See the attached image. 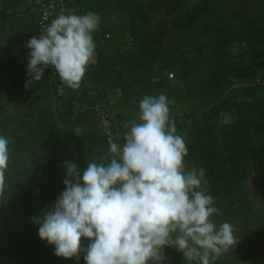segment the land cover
<instances>
[{
    "label": "trees",
    "instance_id": "trees-1",
    "mask_svg": "<svg viewBox=\"0 0 264 264\" xmlns=\"http://www.w3.org/2000/svg\"><path fill=\"white\" fill-rule=\"evenodd\" d=\"M41 2L0 0L2 31L11 26L14 29L17 24L23 27V32L12 40L13 43L21 41L26 32L29 33L26 41L37 34ZM184 2L63 0L64 14L94 12L100 16L99 28L93 34L97 48L95 58L77 89L61 83L51 68L45 70L42 80L48 89V96L51 90V101H48L47 117L39 119L38 132L40 139L57 140L62 134L58 122L63 124V118L68 117L77 123H90L93 120L91 130L99 129L102 145L106 149L94 162H102L110 155V144H122L131 122L137 118L135 106L140 100L133 99L132 87L138 84L150 87V80H140L138 73H147L162 80V84H155L162 88L168 82L164 80L167 76L159 78L161 71L170 73V79H173L172 72L177 74L173 83L175 85H180L188 75L189 71L185 68L175 71L165 65L168 53L176 52L182 48L180 45L185 44L166 49L164 40L173 34L183 36L185 31L204 33L212 38L213 59L222 61L240 56L244 60V67L234 69L233 75L228 71H208L206 84L199 94L202 105L196 98L193 102L197 103L196 112L173 115L171 119L175 121L177 133L184 138L188 148L184 160L188 167L186 171L203 168L206 183L201 190L213 197L214 204L224 200L228 202L227 207H231L233 202L229 201L230 196L236 191H244L251 177L264 172V19L258 17L238 26L231 15L234 5H238L236 0H197L189 6H185ZM116 5L120 11L116 15L123 14L124 18L117 27L107 17L115 14L113 7ZM224 8L226 13L222 12ZM228 10V19L232 20L226 19L227 23L220 25L218 19L225 18ZM216 14L218 17H215ZM158 16L162 18L154 21ZM168 18L171 21L167 23ZM10 47L4 44L0 47V68L8 67V76L11 78L15 70L20 74L19 66L23 64L13 55L7 59L2 56L11 51ZM195 49L203 53L199 45ZM231 75L243 83L248 81L249 85L228 101L225 100V84ZM5 89L0 87V111L4 112L7 111L4 109L6 103L1 104V101L8 94ZM91 92H94V96H91L94 98L87 96ZM151 93L149 90L143 96ZM210 95L211 99L208 98ZM6 97L8 106L11 98L9 95ZM209 105H212V110L206 111ZM124 107L128 110L127 114ZM100 114L109 122L107 129L102 126ZM49 149L52 152L50 147H41L37 152L38 157L11 155L5 172V189L0 193V213L13 211L16 217L6 215L0 220V264H77L74 258L56 257L53 246L40 241L38 228L30 230L32 218L52 206L64 191V156L61 153L50 154ZM226 218L228 222L230 219ZM247 224L249 218H245L244 226L247 227ZM255 240L247 239L245 246H250L252 252L262 259L264 253H256L250 245ZM81 242L87 246L84 244L86 239L82 238ZM237 253L244 264L252 262L241 251L237 250ZM83 255L80 254L79 264H84ZM181 258L184 260L183 255ZM261 259L259 262L263 261ZM227 264L234 263L230 259Z\"/></svg>",
    "mask_w": 264,
    "mask_h": 264
},
{
    "label": "clouds",
    "instance_id": "clouds-1",
    "mask_svg": "<svg viewBox=\"0 0 264 264\" xmlns=\"http://www.w3.org/2000/svg\"><path fill=\"white\" fill-rule=\"evenodd\" d=\"M100 19L94 12L59 14L39 38H30L25 88L41 82L48 68L61 83L79 88L95 58ZM170 103L163 93L143 96L124 142H112L105 160L84 169L65 162L64 191L32 218L56 257L79 264L84 253V264H163L172 246L186 264H214L237 245L233 225L212 219L218 209L201 190L205 170L185 169L188 148ZM9 160V140L0 134V193Z\"/></svg>",
    "mask_w": 264,
    "mask_h": 264
},
{
    "label": "rangeland",
    "instance_id": "rangeland-1",
    "mask_svg": "<svg viewBox=\"0 0 264 264\" xmlns=\"http://www.w3.org/2000/svg\"><path fill=\"white\" fill-rule=\"evenodd\" d=\"M196 2L197 0H185L184 3L185 6H189ZM236 2L238 5H234L235 9L233 8L231 15L233 19L236 20L238 26L245 22L256 20L258 17L264 19V0H236ZM113 11L115 14H111L107 17L111 23L117 27L122 23L124 18L123 14L120 16L116 15L120 12L117 5L113 7ZM222 12L226 13V9L224 8ZM217 15L218 14H216L215 17H218ZM229 16L230 13L228 10L227 15H224L225 18L220 17L218 19L221 23L220 25L226 24V19H228ZM161 18L162 16L155 17L154 21H158ZM170 21L171 18L166 20L167 23ZM1 22L2 18L0 17V28L2 29ZM13 28H15L14 31L7 28L5 31L0 32V47L3 46L5 41L12 40L16 38L18 34L20 35V33L23 32V27L20 24L15 25ZM186 33L187 32L185 31L184 34L186 35ZM185 35L177 37L173 34L171 37L164 40L163 45L164 48L170 49L177 44H185L184 46L180 45L182 48L176 52L168 53L165 64L175 71L180 70L181 68H185L189 71L188 75L182 80L180 85L173 84L177 79V74L172 72L173 79H170L168 78L170 73L165 74L161 71V77L159 78L167 76L166 78L164 77V80H167L168 82L166 83L167 85L165 84L164 88L155 85L158 82L161 83L162 80H158L155 76L147 75V73H138V78L140 80H145V78L150 80V87L144 84H138L131 89L133 99L137 101L141 100L143 94H147L149 90L152 92L150 95L158 96L161 93L165 94L171 102L169 105L170 117L177 114H188L190 111L196 112L197 103L193 102H195L196 98L199 99V94L203 90L208 78V71L212 69L219 70L222 73L228 71L233 75L234 69H242L244 67V60L241 59L240 56L222 61H216L213 59L211 57L213 44L210 36L201 32H188L187 35ZM198 45L204 49H201L203 51L202 54H200L199 50L197 51V49H195ZM3 55L10 56V53H3ZM162 65L164 66V64ZM232 75L227 78L228 80L225 84V100L228 101H231L235 95L238 96L241 94L243 91L242 89L249 85L248 81L247 83H243L241 80L233 79L234 77ZM42 83V81L36 82L35 85L28 88V93L32 97H27L26 94H23L22 97H18L16 94H11L9 96L11 100L9 101L10 103L8 106V98L6 96L3 97L4 101H1V104H3V102L6 103L5 107L4 105L2 106L4 109H7V111H0V134L4 135L9 140L10 158L11 155L17 157L26 155L38 157V150L44 146L52 148L53 154L61 153L64 156V163L73 162L76 163L80 169H84L89 162L94 161L96 157L103 155V153L106 152V149H104L102 145L101 133L99 132V129L91 130V126L93 127L94 124L93 120L90 123H77L74 122L73 119L70 120L66 117L63 118V124L60 121L58 122L62 134L57 140L48 141L40 139L38 132L39 119L47 117L49 104L44 101H39L42 99L33 97V94H38L41 92L42 88L44 89V92L48 93V89L45 88L46 85L43 86ZM25 91L27 92V88H25ZM50 91L51 90H49V95L51 97ZM87 96H94V92H91V94L88 93ZM208 98L211 99V95ZM235 99L237 100L236 97ZM199 102L202 105L201 99H199ZM21 105H23V108ZM138 105L139 104H136L135 106L137 111H139ZM206 109V111L212 110V105H209ZM124 112L126 114L128 112L125 107ZM136 114L137 112L135 115ZM77 129H80L79 135H76ZM58 143L61 145L59 146ZM52 152L49 149L48 153L52 154ZM187 168L188 167L185 166L186 170ZM245 187L244 191H236L230 196L229 201L231 200L233 202V205H230L231 207H227L228 202L224 200L216 201V204H214L218 209V213L214 214L212 219L217 225H219L220 223L225 222L227 219L226 217H229L230 220H228V222L233 225V228L236 231L234 235L238 241L236 246H233L232 249L224 253L218 260L214 261V264H227L228 260L230 263V259L234 264H244L242 259L238 258L240 256L238 255L237 250L241 251L245 257L252 261L249 262L250 264H264V172L251 177L250 180L246 182ZM42 213L43 212L39 213V216L37 217H40ZM6 215L16 217L13 211H5L0 213V220ZM244 217L249 218V225L247 224V227L244 226ZM30 226V230L39 227V225L33 224V222ZM242 228H245L246 231L242 230ZM253 238L256 240L250 245L253 246L256 253L263 254L262 262H259L261 259L260 255H255L250 249V246H245V244H247V239ZM87 243L88 241L84 244ZM164 251L166 258L163 264H186L185 260H182L181 258L183 253L178 251L175 247L168 246Z\"/></svg>",
    "mask_w": 264,
    "mask_h": 264
},
{
    "label": "crops",
    "instance_id": "crops-1",
    "mask_svg": "<svg viewBox=\"0 0 264 264\" xmlns=\"http://www.w3.org/2000/svg\"><path fill=\"white\" fill-rule=\"evenodd\" d=\"M64 13H65L64 12V7H62L59 10L57 16L59 14H64ZM2 26H3V23H2ZM11 27H8V28H10V30L14 31L15 28L12 29ZM2 29H3V27H2ZM2 29L0 28V32H2ZM22 36H23L22 40L17 42V43H13L12 40L17 39L18 36H16V38H14L12 40H8V41H5L3 43L4 46L11 45V47H10L11 51L9 52L10 56L13 55L15 57V59H17L23 65L19 66L20 69H21L20 74H17L19 72H17L15 70V74L11 75L12 76L11 78L8 76V67L5 66L6 68H4V67L0 68V87L6 88L7 89L6 94L8 93L7 95H9V96L11 94H14V95L16 94L18 97H22L23 94H26L27 97H32L28 93V88H27V92L25 91V83H26V81L28 79L26 77V65H27V62H28V60H27L28 52L30 51L28 48H26V43H27L26 39L28 38L29 33L26 32ZM5 53H7V52H5ZM2 56L5 57V59L10 57L9 55H3V54H2ZM41 81L43 82L42 83L43 86L46 85L43 80H41ZM33 85H35V83L32 84L31 86H33ZM43 90L44 89L42 88L41 92H39L38 94H33V97L40 98L42 100H39V101H44L45 103H48V101H51V97L48 96V93L44 92Z\"/></svg>",
    "mask_w": 264,
    "mask_h": 264
},
{
    "label": "built area",
    "instance_id": "built-area-1",
    "mask_svg": "<svg viewBox=\"0 0 264 264\" xmlns=\"http://www.w3.org/2000/svg\"><path fill=\"white\" fill-rule=\"evenodd\" d=\"M40 10H39V20H38V32L35 35L36 38H39V32L47 26L51 19L56 16L63 7L64 3L63 0H41ZM172 76L170 75L169 78ZM101 113V112H99ZM101 116V123L103 128L107 129L109 122L106 120L105 116L100 114ZM106 135H108L107 130H105ZM125 137V136H124Z\"/></svg>",
    "mask_w": 264,
    "mask_h": 264
}]
</instances>
